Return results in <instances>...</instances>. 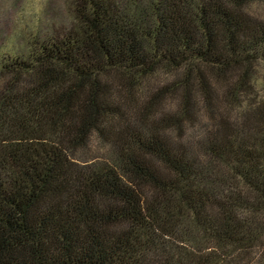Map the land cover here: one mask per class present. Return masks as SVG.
Instances as JSON below:
<instances>
[{"label": "trees", "instance_id": "obj_1", "mask_svg": "<svg viewBox=\"0 0 264 264\" xmlns=\"http://www.w3.org/2000/svg\"><path fill=\"white\" fill-rule=\"evenodd\" d=\"M69 1L0 57V264H264V0Z\"/></svg>", "mask_w": 264, "mask_h": 264}, {"label": "rangeland", "instance_id": "obj_2", "mask_svg": "<svg viewBox=\"0 0 264 264\" xmlns=\"http://www.w3.org/2000/svg\"><path fill=\"white\" fill-rule=\"evenodd\" d=\"M69 4V0H0V57L13 51L26 52L30 34L47 38L68 29L73 22ZM251 6L254 14L264 16V2ZM256 74L264 82L263 61L256 65ZM259 89L264 93L263 83ZM92 144L96 149L95 138ZM252 256L257 259L256 254Z\"/></svg>", "mask_w": 264, "mask_h": 264}]
</instances>
